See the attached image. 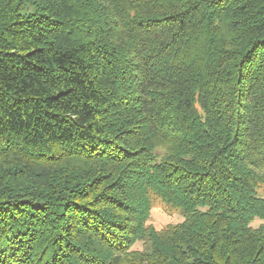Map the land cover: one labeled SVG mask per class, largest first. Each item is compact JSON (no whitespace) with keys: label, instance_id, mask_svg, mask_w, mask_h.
<instances>
[{"label":"trees","instance_id":"16d2710c","mask_svg":"<svg viewBox=\"0 0 264 264\" xmlns=\"http://www.w3.org/2000/svg\"><path fill=\"white\" fill-rule=\"evenodd\" d=\"M262 185L264 0H0V264H264Z\"/></svg>","mask_w":264,"mask_h":264},{"label":"rangeland","instance_id":"374dc122","mask_svg":"<svg viewBox=\"0 0 264 264\" xmlns=\"http://www.w3.org/2000/svg\"><path fill=\"white\" fill-rule=\"evenodd\" d=\"M257 196L264 198V185L260 187ZM184 220L180 209L169 206L166 202L158 197L153 198V207L148 224H153L157 229L167 226L168 224H178ZM264 223V219L256 218L252 225L257 227ZM136 248L146 250L142 243H138Z\"/></svg>","mask_w":264,"mask_h":264}]
</instances>
